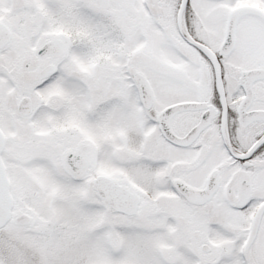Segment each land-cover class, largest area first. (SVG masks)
I'll return each instance as SVG.
<instances>
[{
  "label": "snow or ice",
  "instance_id": "snow-or-ice-1",
  "mask_svg": "<svg viewBox=\"0 0 264 264\" xmlns=\"http://www.w3.org/2000/svg\"><path fill=\"white\" fill-rule=\"evenodd\" d=\"M0 264H264V0H0Z\"/></svg>",
  "mask_w": 264,
  "mask_h": 264
}]
</instances>
